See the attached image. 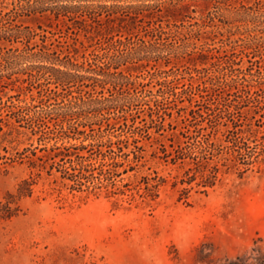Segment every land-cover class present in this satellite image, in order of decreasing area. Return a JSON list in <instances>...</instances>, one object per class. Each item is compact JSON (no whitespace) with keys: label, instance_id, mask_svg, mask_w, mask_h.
I'll return each instance as SVG.
<instances>
[{"label":"rangeland","instance_id":"374dc122","mask_svg":"<svg viewBox=\"0 0 264 264\" xmlns=\"http://www.w3.org/2000/svg\"><path fill=\"white\" fill-rule=\"evenodd\" d=\"M238 258L264 264V0H0V264Z\"/></svg>","mask_w":264,"mask_h":264},{"label":"trees","instance_id":"16d2710c","mask_svg":"<svg viewBox=\"0 0 264 264\" xmlns=\"http://www.w3.org/2000/svg\"><path fill=\"white\" fill-rule=\"evenodd\" d=\"M238 146V145H237ZM239 149H240V147H239ZM11 202L10 201H8L7 200V202L5 203L9 208L8 209H11L10 208V206H9V204H10ZM11 215V214H10ZM241 261H243V262H241ZM257 261V260H256ZM241 262V263H240ZM223 264H259V262H252V263H248V262H246L245 260H243L242 258H238L237 260H229V261H226L225 263H223Z\"/></svg>","mask_w":264,"mask_h":264}]
</instances>
